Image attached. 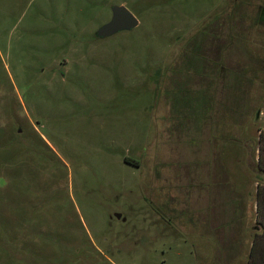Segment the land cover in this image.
Masks as SVG:
<instances>
[{"label": "rangeland", "instance_id": "rangeland-1", "mask_svg": "<svg viewBox=\"0 0 264 264\" xmlns=\"http://www.w3.org/2000/svg\"><path fill=\"white\" fill-rule=\"evenodd\" d=\"M260 132L264 0H0V264H247Z\"/></svg>", "mask_w": 264, "mask_h": 264}, {"label": "water", "instance_id": "water-1", "mask_svg": "<svg viewBox=\"0 0 264 264\" xmlns=\"http://www.w3.org/2000/svg\"><path fill=\"white\" fill-rule=\"evenodd\" d=\"M139 23L138 18L123 4L111 7V18L95 32L99 38L109 37L119 31L131 30Z\"/></svg>", "mask_w": 264, "mask_h": 264}, {"label": "trees", "instance_id": "trees-1", "mask_svg": "<svg viewBox=\"0 0 264 264\" xmlns=\"http://www.w3.org/2000/svg\"><path fill=\"white\" fill-rule=\"evenodd\" d=\"M259 137L257 140V149L259 150L257 168L264 173V132L259 133ZM127 162H132L131 159L125 157ZM259 193V192H258ZM259 195V194H258ZM253 245L249 254V260L247 264H264V250H260L258 252H254Z\"/></svg>", "mask_w": 264, "mask_h": 264}]
</instances>
